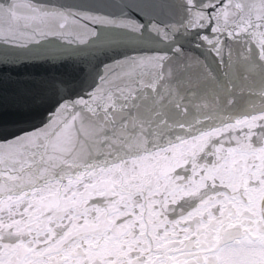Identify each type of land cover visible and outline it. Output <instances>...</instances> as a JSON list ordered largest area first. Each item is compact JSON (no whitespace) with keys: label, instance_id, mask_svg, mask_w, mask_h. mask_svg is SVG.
Masks as SVG:
<instances>
[{"label":"snow or ice","instance_id":"obj_1","mask_svg":"<svg viewBox=\"0 0 264 264\" xmlns=\"http://www.w3.org/2000/svg\"><path fill=\"white\" fill-rule=\"evenodd\" d=\"M0 264H264V0H0Z\"/></svg>","mask_w":264,"mask_h":264}]
</instances>
